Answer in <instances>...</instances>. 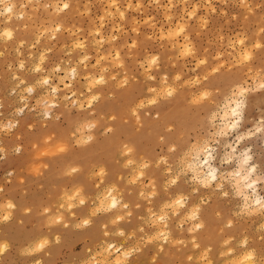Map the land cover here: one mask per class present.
I'll use <instances>...</instances> for the list:
<instances>
[{
    "label": "clouds",
    "instance_id": "clouds-1",
    "mask_svg": "<svg viewBox=\"0 0 264 264\" xmlns=\"http://www.w3.org/2000/svg\"><path fill=\"white\" fill-rule=\"evenodd\" d=\"M0 264H264V0H0Z\"/></svg>",
    "mask_w": 264,
    "mask_h": 264
},
{
    "label": "rangeland",
    "instance_id": "rangeland-1",
    "mask_svg": "<svg viewBox=\"0 0 264 264\" xmlns=\"http://www.w3.org/2000/svg\"><path fill=\"white\" fill-rule=\"evenodd\" d=\"M155 182V178H153V183Z\"/></svg>",
    "mask_w": 264,
    "mask_h": 264
}]
</instances>
